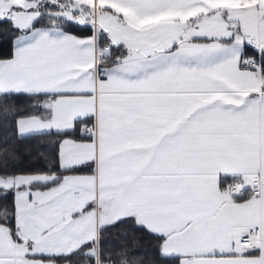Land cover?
I'll list each match as a JSON object with an SVG mask.
<instances>
[{
  "label": "snow or ice",
  "instance_id": "6c2138e0",
  "mask_svg": "<svg viewBox=\"0 0 264 264\" xmlns=\"http://www.w3.org/2000/svg\"><path fill=\"white\" fill-rule=\"evenodd\" d=\"M0 264H264V0H0Z\"/></svg>",
  "mask_w": 264,
  "mask_h": 264
}]
</instances>
